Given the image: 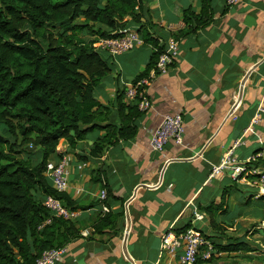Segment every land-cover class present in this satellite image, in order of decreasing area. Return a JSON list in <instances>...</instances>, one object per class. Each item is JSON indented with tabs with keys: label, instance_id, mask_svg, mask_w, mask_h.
<instances>
[{
	"label": "crops",
	"instance_id": "obj_1",
	"mask_svg": "<svg viewBox=\"0 0 264 264\" xmlns=\"http://www.w3.org/2000/svg\"><path fill=\"white\" fill-rule=\"evenodd\" d=\"M211 7L210 24L184 36L182 32L188 28L184 12L191 9L199 15L201 0H142V24L160 46L164 40L175 37L180 43V55L167 75L156 76L148 86L154 109L144 114L133 140L110 147L100 157H91L90 153L96 139L106 135L104 131L93 132L75 149L65 140L60 142L58 156L72 158L65 193L79 206L87 207L77 210L79 216L73 221L81 234L89 231L90 235L70 243L67 256L58 264H168L169 257L162 250L166 231L191 222L208 234L213 232L208 216L199 206L219 204L224 187L232 182L225 184L231 179L228 175L210 178L212 166L230 150L240 161L258 151L262 153L264 0H242L234 6L226 0H211ZM131 19L127 17L125 21ZM154 52L152 45L144 44L115 57L112 74L102 80L96 91L99 102L109 105L118 88L131 86L146 70ZM243 81L242 102L232 113ZM175 113H181L184 120V145L169 143L163 153L153 151V129L166 115ZM256 117L259 121L253 123ZM80 155L88 159L82 160ZM58 156L52 160H58ZM258 163V170H264V155ZM80 164L85 166L80 169ZM164 166L163 180H156ZM99 170L105 172L114 191L115 199L109 200L110 210L114 214L124 211V216L113 229L93 234V224L104 214L101 185L92 181ZM237 193L244 192L231 193L225 206L229 212L225 216L218 214V222L236 221L237 226L245 217L233 220L238 217L236 208L244 205L241 197H234ZM127 212L131 227L125 243ZM263 253L261 248L253 256ZM223 255L227 254L219 256ZM172 264H179L178 259Z\"/></svg>",
	"mask_w": 264,
	"mask_h": 264
},
{
	"label": "trees",
	"instance_id": "obj_2",
	"mask_svg": "<svg viewBox=\"0 0 264 264\" xmlns=\"http://www.w3.org/2000/svg\"><path fill=\"white\" fill-rule=\"evenodd\" d=\"M142 0H0V125H4L14 141L0 133V264H37L44 252L59 249L80 239L75 221L52 217L44 200L52 195L71 210H86L66 193L57 192L45 175L47 164L58 156L62 140L75 149L95 131L106 135L96 139L90 156L100 157L110 147L133 140L139 132L144 112L139 99L126 102V88H118L109 105L99 102L96 91L112 74L113 57L103 56L94 48L101 38H110L120 28L137 26L144 43L155 49L144 72L133 81L149 76L156 66L165 44L152 37L142 24L139 13ZM202 12H184L189 35L205 27L213 19L211 0H201ZM131 17V21H125ZM148 24V23H146ZM88 35L87 38L81 34ZM32 146L30 149L28 146ZM260 152V151H258ZM256 152L255 154H257ZM64 155H59L58 162ZM87 160V157L79 156ZM259 161V160H258ZM251 166L259 168L260 163ZM256 175H251L254 178ZM219 204L199 206L209 216L212 233L201 229L215 248L212 264L220 254H244L248 261L264 264L261 247L248 238L228 233L233 222H218V214L227 215L228 197L234 190L246 193L248 206L264 209V196L248 186L244 191L230 179ZM92 181L106 190L110 207L114 191L105 172H95ZM93 206V205H92ZM222 211V213H220ZM124 211L104 213L93 224V234L113 229ZM242 214L233 220L241 218ZM264 221V212L261 214ZM49 218L52 222L39 227ZM175 229L178 233L192 228ZM264 237V228L257 231ZM264 242V240H263ZM239 264V263H235Z\"/></svg>",
	"mask_w": 264,
	"mask_h": 264
},
{
	"label": "built area",
	"instance_id": "obj_3",
	"mask_svg": "<svg viewBox=\"0 0 264 264\" xmlns=\"http://www.w3.org/2000/svg\"><path fill=\"white\" fill-rule=\"evenodd\" d=\"M228 5L234 6L242 0H226ZM165 41V49L159 55L156 66L150 71L148 77L143 78L136 83H132L127 88L126 99L134 101L139 99V109L147 113L154 109L147 88L152 80L158 75H167L171 67L176 63L180 55V43L175 37H169ZM144 40L139 32L133 28H120L112 33L110 38H101L94 43V48L102 53L115 58L124 55L142 45ZM264 112V109L260 108ZM259 117L253 120L257 123ZM184 120L181 113L166 115L161 123L153 129L150 145L153 151L163 153L169 143L176 146H183L185 139ZM238 144V143H237ZM32 147V146H31ZM262 153L254 154L253 157L240 161L234 155V151H228L221 161L212 166L210 178L220 175H228L233 181L241 186H248L257 191L256 198L264 196V170L251 165L262 158ZM72 158L64 155L58 162L50 161L47 164L45 175L51 180L53 188L59 193H65L69 186V175ZM85 165L80 164L82 169ZM251 175H256L251 178ZM107 199L106 190H101L100 200ZM44 206L52 214V217L62 218L65 220H75L79 212L66 207L63 202L55 196L49 195L44 200ZM104 213H109V206L104 204ZM52 218L46 220L39 229L51 224ZM84 237L90 235L89 231L82 233ZM162 250L169 257L168 264L178 259L179 264H197L199 260L209 261L212 259L215 248L208 241L201 229L192 227L185 232L178 233L171 228L162 237ZM68 247L51 249L43 253L38 259L37 264H58L61 263L68 254Z\"/></svg>",
	"mask_w": 264,
	"mask_h": 264
},
{
	"label": "rangeland",
	"instance_id": "obj_4",
	"mask_svg": "<svg viewBox=\"0 0 264 264\" xmlns=\"http://www.w3.org/2000/svg\"><path fill=\"white\" fill-rule=\"evenodd\" d=\"M84 35H85L84 33L81 34V36H84ZM87 36L88 35H85L86 38ZM103 56L107 57V54L103 53ZM114 60L115 59L113 58V62ZM0 133H2L6 138L11 139V141H14V137L11 136L10 133L7 131L6 126L0 125ZM28 147L32 149L30 145ZM225 184H231V180H228ZM239 187L243 191L247 189L245 186H239ZM247 195H248L247 191L246 193H242V194L237 193L234 195V197H236V199H239V200H240L239 197H241V202L244 203L243 206H239L238 208H236L237 216L238 214L244 213V215L242 216H245V217L242 218L243 220H241L237 226L233 227V229H235V227H237V229L228 231V233L232 236H242L247 232L248 237H250L251 240L256 241L258 245H261V248L264 251V245H263L264 237L261 234L257 233V231L264 228L263 217H261V214L264 212V209L258 208L254 204V202H253V205H250V206L246 205L247 200H245L246 199L245 196ZM222 216H225V215H222ZM226 218H228V216H226ZM208 220H209V216H208ZM235 223L236 221L233 222L234 225ZM199 225L201 226L202 224H199ZM235 263L259 264L257 262L253 263L252 261H248L246 257L244 256V254H234L233 256L231 255L219 256L218 262L212 263V264H235Z\"/></svg>",
	"mask_w": 264,
	"mask_h": 264
},
{
	"label": "water",
	"instance_id": "obj_5",
	"mask_svg": "<svg viewBox=\"0 0 264 264\" xmlns=\"http://www.w3.org/2000/svg\"><path fill=\"white\" fill-rule=\"evenodd\" d=\"M244 86H245V81H243L242 85H241V88H240V93H239V98H238V101L234 107V110L232 113L235 112L236 108L241 104L242 102V97H243V91H244ZM203 154V153H202ZM164 169H165V166L161 169V173L162 175L157 177L156 180H163V175H164ZM127 216V220H128V227H127V232H126V236H125V243H127V240H128V234H129V231H130V227H131V221H130V215H129V212H127L126 214Z\"/></svg>",
	"mask_w": 264,
	"mask_h": 264
}]
</instances>
